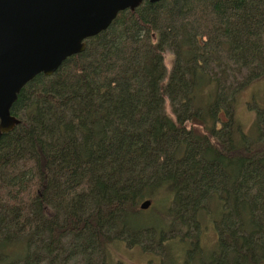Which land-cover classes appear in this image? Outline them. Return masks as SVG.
<instances>
[{"label":"trees","instance_id":"1","mask_svg":"<svg viewBox=\"0 0 264 264\" xmlns=\"http://www.w3.org/2000/svg\"><path fill=\"white\" fill-rule=\"evenodd\" d=\"M85 44L10 109L0 264H264V0L144 1Z\"/></svg>","mask_w":264,"mask_h":264},{"label":"water","instance_id":"2","mask_svg":"<svg viewBox=\"0 0 264 264\" xmlns=\"http://www.w3.org/2000/svg\"><path fill=\"white\" fill-rule=\"evenodd\" d=\"M144 1L160 0H0V135L20 123L10 109L28 82L51 76L120 12ZM150 205L144 200L139 209Z\"/></svg>","mask_w":264,"mask_h":264},{"label":"rangeland","instance_id":"3","mask_svg":"<svg viewBox=\"0 0 264 264\" xmlns=\"http://www.w3.org/2000/svg\"><path fill=\"white\" fill-rule=\"evenodd\" d=\"M171 64L172 56L169 52H166L164 55V65L167 70H170ZM166 110L168 111V108H166ZM237 114L240 115L243 122L248 123L250 121V115H248L242 106L238 108ZM142 212H146V210H142ZM199 237L200 245L204 249H212L216 244L217 233L215 229L208 227L203 233H200ZM117 252L118 254L115 257L120 259L123 264H154L152 262L156 259V254L143 252L142 250H139V248H119L117 249Z\"/></svg>","mask_w":264,"mask_h":264}]
</instances>
